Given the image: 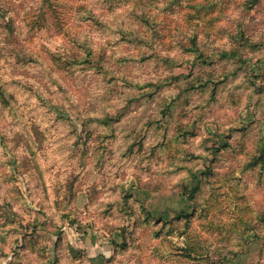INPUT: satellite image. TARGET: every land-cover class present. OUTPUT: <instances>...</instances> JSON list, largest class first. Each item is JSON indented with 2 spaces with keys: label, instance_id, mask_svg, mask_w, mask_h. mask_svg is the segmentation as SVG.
Masks as SVG:
<instances>
[{
  "label": "rangeland",
  "instance_id": "1",
  "mask_svg": "<svg viewBox=\"0 0 264 264\" xmlns=\"http://www.w3.org/2000/svg\"><path fill=\"white\" fill-rule=\"evenodd\" d=\"M254 242L264 0H0V264H247Z\"/></svg>",
  "mask_w": 264,
  "mask_h": 264
},
{
  "label": "crops",
  "instance_id": "2",
  "mask_svg": "<svg viewBox=\"0 0 264 264\" xmlns=\"http://www.w3.org/2000/svg\"><path fill=\"white\" fill-rule=\"evenodd\" d=\"M239 259L243 261L241 263L257 264V261H259V264H264V244L251 243L248 250Z\"/></svg>",
  "mask_w": 264,
  "mask_h": 264
},
{
  "label": "trees",
  "instance_id": "3",
  "mask_svg": "<svg viewBox=\"0 0 264 264\" xmlns=\"http://www.w3.org/2000/svg\"><path fill=\"white\" fill-rule=\"evenodd\" d=\"M195 177H196V176H193L194 179H196ZM197 189H198V186H196V187L193 188V190H192V192H191V195H189V198H190V199H192V198L194 197V194H195V192L197 191Z\"/></svg>",
  "mask_w": 264,
  "mask_h": 264
}]
</instances>
